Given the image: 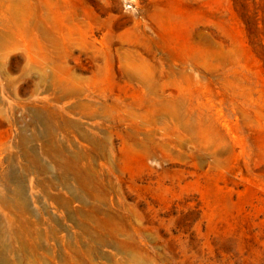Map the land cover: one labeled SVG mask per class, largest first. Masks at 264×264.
I'll return each instance as SVG.
<instances>
[{"label":"rangeland","instance_id":"374dc122","mask_svg":"<svg viewBox=\"0 0 264 264\" xmlns=\"http://www.w3.org/2000/svg\"><path fill=\"white\" fill-rule=\"evenodd\" d=\"M0 264H264V0H0Z\"/></svg>","mask_w":264,"mask_h":264},{"label":"bare ground","instance_id":"6f19581e","mask_svg":"<svg viewBox=\"0 0 264 264\" xmlns=\"http://www.w3.org/2000/svg\"><path fill=\"white\" fill-rule=\"evenodd\" d=\"M21 198H22V194L19 191H17L16 193H14V196L11 197V202H14V204L17 203L18 205H22L23 199L21 200Z\"/></svg>","mask_w":264,"mask_h":264}]
</instances>
